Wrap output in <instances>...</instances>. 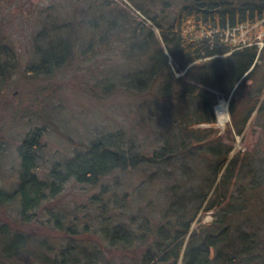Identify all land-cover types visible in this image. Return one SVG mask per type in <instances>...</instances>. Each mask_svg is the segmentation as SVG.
<instances>
[{"label": "trees", "instance_id": "obj_1", "mask_svg": "<svg viewBox=\"0 0 264 264\" xmlns=\"http://www.w3.org/2000/svg\"><path fill=\"white\" fill-rule=\"evenodd\" d=\"M77 1L83 5L72 19L37 35V41L48 40L43 47L36 44L40 60L26 72L51 79L69 63L98 60L112 50L110 45L117 38L123 40L124 29L131 28L132 39L123 46L121 57L127 64L106 69L107 63L96 61L91 87L98 93H127L141 99L142 110L158 120L161 148L144 152L127 132L108 134L70 159L53 163L48 178L40 179L37 169L45 127L38 129L19 147V182L11 194L20 201L21 223L28 228L37 225L41 236L21 232L15 229L17 222L5 221L0 224V259L23 256L39 264H113L117 260L119 264H264V198L257 209L246 199L254 194L256 180H264V156L234 155L214 129L211 134L199 128L215 126L217 105L226 100L237 135H243L254 114L264 132V48L257 41L236 46L230 38L241 27L264 20V0H183L173 21L166 24L153 7L162 3L170 8L168 0H149L151 5L132 0L145 19L139 21L127 9H116L112 0ZM95 35H99L98 47ZM16 69L17 55L0 41V92ZM248 81L253 85L244 93ZM137 170L149 177L136 189L139 199L146 198L143 189L149 181H164L166 203L157 205L158 221L152 218L154 202L146 205L148 211L139 202L137 214L128 213L133 195L118 192L128 186L120 175ZM111 177L115 190L102 183ZM70 182L104 185L82 206L91 227L77 229L78 215L65 220L67 215L53 212L50 202L60 198ZM9 197L0 189L3 219ZM40 210L49 213L46 223H39ZM202 212H215V219L195 227ZM245 215L248 220L240 222ZM122 217L128 220L119 221ZM54 232L59 235L51 238ZM51 240L66 245L58 248Z\"/></svg>", "mask_w": 264, "mask_h": 264}, {"label": "rangeland", "instance_id": "obj_2", "mask_svg": "<svg viewBox=\"0 0 264 264\" xmlns=\"http://www.w3.org/2000/svg\"><path fill=\"white\" fill-rule=\"evenodd\" d=\"M112 1L116 9L122 7L127 9L134 20H145L142 13L133 6L132 0ZM136 1L139 5L143 2L151 5L149 0ZM168 1L171 2L170 8L162 7L160 5L162 3H156L153 7V10L165 22L164 24L172 22L179 10L177 8L184 4L183 0ZM82 5L77 0H0V41L17 55V69L8 75V82L4 83L5 86L0 92V189H3L7 195H11L4 204L6 210L3 212L6 217L4 216L3 219L0 215V224L8 223V220L17 222L15 229L27 234L33 233L37 237L41 236L37 225L31 224V228H28L25 223H21L19 217L20 201L19 199L15 200V196H12L11 193L19 182L17 175V167L20 162L19 147L30 135L40 131L38 129L45 127V134L42 138L43 146L40 151L41 166L37 169L40 179L48 178L53 163L70 159L77 150L85 148L108 134L127 132L138 146L142 145L139 148L144 152L149 151L151 153L153 150L161 148L160 144L157 143L158 120L150 118L142 110L141 99L134 96L130 97L127 93H98L94 87H91L95 82L93 67L96 61H104L105 65L107 63L106 69L118 64H127V61L121 57H123V46L132 39V34L129 31L131 28L124 29L123 40L117 38V41L110 45L112 50L103 54L104 57L98 60L95 58L92 61L86 60L80 65L69 63L68 68L62 69L51 79L43 75L35 76L31 72H26L29 66L40 60L35 53L36 44L38 43L39 46L43 47L48 40L43 37L37 41V35L43 30H54L55 25L64 20L72 19L76 8ZM84 34L87 40L86 32ZM98 38L99 35H95L96 47L99 46ZM230 38L236 46L242 42L254 43L257 41L262 50L264 48V20L254 26L241 27L239 32L235 35L231 34ZM252 83L253 81L247 82L249 87L244 90V93L250 92ZM223 104L227 105L229 111V103L226 100H221L218 107ZM228 115L229 121L221 124L220 113L218 112L215 126L201 125L199 128L208 129L211 134L214 133L212 132L214 129V135H219L225 144L230 145L234 155L241 152L252 157L258 154L261 157L264 156V132L262 127L255 122L256 115H253L243 135L236 134L233 130L230 111ZM262 125L264 126V124ZM232 154L231 156H234ZM154 169L152 167L150 171L154 172ZM119 179L126 182L128 186L118 189V192L123 195L128 191L133 195V197L130 195L132 210L128 213L132 211L133 214H137L139 202L141 209L148 211L146 205L154 202L155 205L151 208L155 210V215L152 218L154 221L161 219L157 214V205L166 203L164 181L151 180L149 184L146 183L148 186L143 189L146 198H142V201L139 199L137 190L141 184L149 180L146 173H140L137 170L127 175H120ZM113 180L114 177L106 178L102 183L109 184V189L115 190V186L112 184ZM256 181L257 183L253 185L255 189L252 190L254 194L246 196V199L251 201L252 206L258 205L260 198H264V180L257 179ZM102 183L98 187H87L74 185V182H70L66 190L59 196L60 198L55 200L56 202H50L51 206L54 205L53 207H55L53 212L60 216L67 215L65 220L73 219L75 214L78 215L77 229L82 230L87 224L91 227L93 223L85 219L82 206L89 204L91 196L100 192L101 186H104ZM250 192V189L246 190V194ZM257 195L260 196L256 197ZM261 202L264 205V200ZM215 214V212H202L196 220L195 227L199 223L212 222L215 219ZM247 215L243 216L240 222L247 221L249 218ZM49 218V213L40 210L39 223H46ZM127 220V217H122L119 221ZM10 225L13 227L12 224ZM57 235L59 234L54 232L51 238H56ZM2 239L3 237L0 235V244ZM51 242L58 248L66 245L65 241L60 240H51ZM0 261L3 262L0 264H39V262H34L33 258L26 259L23 256L9 260L1 258ZM113 264H119L118 260L114 261Z\"/></svg>", "mask_w": 264, "mask_h": 264}, {"label": "bare ground", "instance_id": "obj_3", "mask_svg": "<svg viewBox=\"0 0 264 264\" xmlns=\"http://www.w3.org/2000/svg\"><path fill=\"white\" fill-rule=\"evenodd\" d=\"M216 116L218 114V112L220 113V122L221 124H224L226 123L228 120V107L227 105L223 104V105H220V107L216 108Z\"/></svg>", "mask_w": 264, "mask_h": 264}, {"label": "water", "instance_id": "obj_4", "mask_svg": "<svg viewBox=\"0 0 264 264\" xmlns=\"http://www.w3.org/2000/svg\"><path fill=\"white\" fill-rule=\"evenodd\" d=\"M256 65H257V63H255V65L253 66V68L251 69V71L247 74V76H249V75L252 73V71L255 69ZM247 76H246V77H247ZM246 77H244V78L240 81V83L236 86V88L234 89V91H233V93H232V96L235 94V92L237 91L238 87H239V86L241 85V83L246 79Z\"/></svg>", "mask_w": 264, "mask_h": 264}, {"label": "built area", "instance_id": "obj_5", "mask_svg": "<svg viewBox=\"0 0 264 264\" xmlns=\"http://www.w3.org/2000/svg\"><path fill=\"white\" fill-rule=\"evenodd\" d=\"M228 116V115H227Z\"/></svg>", "mask_w": 264, "mask_h": 264}]
</instances>
